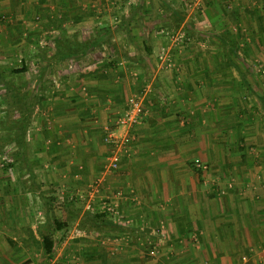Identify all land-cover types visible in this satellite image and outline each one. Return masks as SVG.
Masks as SVG:
<instances>
[{
    "label": "crops",
    "instance_id": "crops-1",
    "mask_svg": "<svg viewBox=\"0 0 264 264\" xmlns=\"http://www.w3.org/2000/svg\"><path fill=\"white\" fill-rule=\"evenodd\" d=\"M71 1L0 0V39L9 41L19 33L16 24L1 23L2 19L24 17L17 4L54 3L68 16ZM229 1L236 12L225 10V29L229 33L234 24V28L239 26L245 52L253 54L258 50V37L264 36V11L259 5L264 0ZM31 11L26 15L31 16ZM8 48L0 46V63L8 56ZM183 52L174 59L173 72L158 65L154 74L157 87L148 78L144 84L137 83V87L143 86L144 93L139 95L145 114L132 129L135 139L130 150L123 152L117 171L104 166L103 158L110 149L104 135L126 106V92L136 87L131 66L124 58L120 60L121 54L106 58L98 49L97 59L85 65L86 76H64L59 93L52 96L56 99L48 100L35 115L42 121L50 113L52 124L44 121L42 136L33 130L26 136L32 150L29 162L34 165L31 177L44 181L41 193L48 196L64 191L71 200L74 195L90 196L101 207L107 203L103 198L111 199L116 221L128 228L123 236L96 232L93 239L84 231L76 234L67 232L65 226L56 228V222L42 231L44 226L36 222L25 192L18 194L19 199L15 195L13 206L4 204L1 196L6 197L5 190L11 192L0 177V264H264V157L258 160V146L264 149V132L258 124V104L251 107L249 98L248 102L244 99L243 113H236L240 110H232V105H237L238 97L231 88L236 76L232 70H218L224 60L219 67L215 61L198 57V48ZM57 61L45 60L43 69L59 66ZM198 81L214 83L212 96H218L213 97L218 101L197 113L183 114L190 119L189 132L181 127L176 131L173 115H169H176L178 104L184 105L180 100L188 98L187 89H195ZM215 103L222 106L220 113ZM45 108L49 113L41 114ZM44 163L46 170L38 176L37 168ZM94 180L99 181V188H91ZM50 207L45 204L46 210ZM154 227L165 229L167 243L156 256H150L146 251L149 237L156 241L160 237L151 233ZM131 230L138 235L136 239H130ZM50 232L53 236L67 234L55 258L43 244Z\"/></svg>",
    "mask_w": 264,
    "mask_h": 264
},
{
    "label": "rangeland",
    "instance_id": "rangeland-1",
    "mask_svg": "<svg viewBox=\"0 0 264 264\" xmlns=\"http://www.w3.org/2000/svg\"><path fill=\"white\" fill-rule=\"evenodd\" d=\"M19 5L24 12V17L17 20L9 18L1 20V23H7V26L16 24L15 28L19 32L11 35L9 41L0 39V46L10 47L6 52L8 56L2 58L5 61L0 63V136L11 140L9 144L0 142V146L3 147L0 151V177L5 178L6 185L10 188L8 192H11L8 194L5 190L3 194L6 197L1 196V198L9 207L17 203L15 195L19 199L18 194L25 192L28 204L34 207L33 214L36 222L44 226L40 230L51 229V224L56 221L63 222L67 232L73 231L77 234L84 231L90 238H96V232H104L109 237L121 233L118 235L121 237L122 233L128 230L125 224L116 221L117 211L112 212L107 209V205L112 204L111 199L103 198V201L107 203L101 207L99 202L90 196L84 198L74 195L71 200L63 194L64 191L57 190L48 196L43 195L40 191L44 186L43 179L39 178L37 182L31 177L34 165L29 162L32 150L28 149L26 136L29 137L31 130L34 134L42 136L44 121L52 124L50 113L47 111L49 108L41 112V114L49 113L46 114L48 117H44L42 121L35 117L38 115L37 111H40L48 100L56 99L52 96L59 93L64 76H69L71 73L87 75L84 70L86 63H92L98 57L95 55L98 50L96 49L80 59L61 58L57 55V46L80 45L85 38L95 36L99 28L111 27L114 30L111 43L102 44L101 52L103 51L106 58L121 54V56L118 55L122 57L120 60L124 58L131 66L130 74L134 78L136 87L126 92V103L129 96L144 93L143 86L139 88L141 85L137 87V83L144 84L148 78L152 85L157 87L154 74L158 65L164 64L161 67L162 70L171 68L170 72H173L176 57L178 58L181 53H184L183 51L191 47L198 48V57L215 61L219 67L222 64L219 62L224 60L225 64L218 70L222 71L224 68L232 70V76L236 77L231 83V88L238 97L235 100L237 105L233 104L232 110L241 111L244 99L248 102V98L249 103L253 104L251 107H254L255 103L258 104V124L262 125L260 128L264 132V36L258 37V50L253 51V54L245 52L247 48L243 45L244 36L240 33L239 26L234 28V24V27H231L233 31L229 33L225 29L228 24V20L225 19L227 16L225 10L236 12L229 0H72L69 3L71 10L68 9V12L70 11L68 16H64L62 8L56 7L54 3L22 2L17 4L18 10ZM259 5L264 11V1ZM29 10L33 12L31 16L25 13ZM234 32L238 33L234 34ZM45 60H58L59 66L52 67L50 70L43 69ZM111 62L108 61V65H111ZM41 71L42 75L39 76L41 78H38ZM195 86V89H187L188 98L178 99V103L182 101L184 105L178 104L176 115L173 113L169 115V117L173 115L171 122L175 124L176 131L181 127L185 130L184 132H189L187 128H189L190 119L183 114L197 113L198 109L205 107L207 109L212 102L218 101L217 98H213L218 96H212V90L216 88L214 83L207 85L205 82L198 81ZM214 107L217 113L222 111L220 104L215 103ZM125 108L126 106L123 111ZM171 110L174 112L176 109ZM123 111L117 118L115 117V120ZM240 111L236 113L241 115L243 112ZM24 124H26L24 132L19 131ZM113 126L106 129L105 135ZM20 134L24 135L21 139L24 142L22 148L21 140L18 139ZM38 140L46 141L43 137H38ZM105 143L110 147L103 158L104 166L108 170L107 161L112 148L106 141ZM130 147L131 145L128 151ZM261 148L262 146H258V160L264 157V149ZM240 151L239 149L233 153ZM40 166L37 168L38 176L43 175L46 170L45 163ZM236 167L239 166L236 165ZM91 188H99V181L94 180ZM68 202H80L81 205L72 207ZM88 202L92 204L90 209L86 208ZM45 204L51 205L49 210H46ZM88 212L104 213L108 221L125 230L120 227H110L106 231L88 228L92 226V223L83 218V215ZM53 232L49 233L54 242L49 253H52V257L55 258V254L62 249L61 242L67 234L53 236ZM134 232L133 230L130 232V234L133 233L131 237L129 236L131 240L138 237Z\"/></svg>",
    "mask_w": 264,
    "mask_h": 264
},
{
    "label": "built area",
    "instance_id": "built-area-1",
    "mask_svg": "<svg viewBox=\"0 0 264 264\" xmlns=\"http://www.w3.org/2000/svg\"><path fill=\"white\" fill-rule=\"evenodd\" d=\"M145 114L143 99L140 95H131L127 99L126 108L116 120L114 126L107 130L105 141L111 146V153L108 156L107 168L110 171H117L120 167L123 152L128 151V147L133 141L132 129L140 123ZM92 207L91 202L86 205L87 209ZM107 209L116 212L115 205H107ZM163 227L152 228L151 233L160 235L158 240L150 236L149 245L146 249L150 256H156L160 251L159 246L166 244V234Z\"/></svg>",
    "mask_w": 264,
    "mask_h": 264
},
{
    "label": "trees",
    "instance_id": "trees-1",
    "mask_svg": "<svg viewBox=\"0 0 264 264\" xmlns=\"http://www.w3.org/2000/svg\"><path fill=\"white\" fill-rule=\"evenodd\" d=\"M113 32L114 30L109 27H101L96 31L95 36L92 37H88L85 38L83 40L82 43H80V45L78 44L77 46H57V55L61 58H75V59H80L85 57L89 52H94L96 49H101L102 44L104 43H111V39L113 37ZM115 47V46H114ZM25 69V68H22ZM40 75H42V71L40 72ZM26 124H24V126H22L20 128L19 131L24 132V130L26 129ZM18 133V132H17ZM16 135V134H15ZM17 137V136H16ZM24 135L20 134L18 139H23ZM10 139L6 140L5 138H3L2 136H0V142L3 141L2 144H9ZM21 142V148H22V144H24L23 140L20 141ZM1 144V143H0ZM3 150V147L0 146V151ZM84 219H87L89 222L92 223V226H89L88 228H94L96 230H100V231H105L107 230V228L110 227H120L116 224H114L111 221H108L105 218L104 213H96L93 214L91 212H88L86 214L83 215ZM56 228H62L64 226L63 222L60 221H56ZM120 229H124L125 228H121ZM53 239L50 235H45L43 238V244H44V248L46 252H50L53 248Z\"/></svg>",
    "mask_w": 264,
    "mask_h": 264
}]
</instances>
